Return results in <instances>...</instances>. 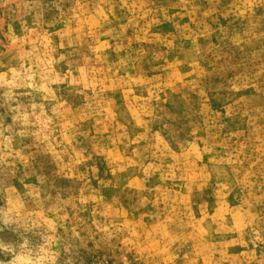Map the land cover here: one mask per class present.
Returning a JSON list of instances; mask_svg holds the SVG:
<instances>
[{
    "label": "rangeland",
    "instance_id": "374dc122",
    "mask_svg": "<svg viewBox=\"0 0 264 264\" xmlns=\"http://www.w3.org/2000/svg\"><path fill=\"white\" fill-rule=\"evenodd\" d=\"M0 264H264V0H0Z\"/></svg>",
    "mask_w": 264,
    "mask_h": 264
}]
</instances>
